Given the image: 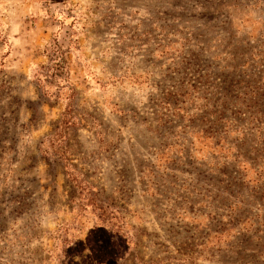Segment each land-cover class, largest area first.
<instances>
[{
	"label": "rangeland",
	"instance_id": "1",
	"mask_svg": "<svg viewBox=\"0 0 264 264\" xmlns=\"http://www.w3.org/2000/svg\"><path fill=\"white\" fill-rule=\"evenodd\" d=\"M8 13L0 264H264V0Z\"/></svg>",
	"mask_w": 264,
	"mask_h": 264
},
{
	"label": "crops",
	"instance_id": "2",
	"mask_svg": "<svg viewBox=\"0 0 264 264\" xmlns=\"http://www.w3.org/2000/svg\"><path fill=\"white\" fill-rule=\"evenodd\" d=\"M19 1V0H18ZM14 0H0V20H3L2 16L5 17V20H7L8 18V11L10 10V6L13 5ZM6 33L5 36H10V33H8V28L5 29ZM24 33L21 31V34L17 35V37H21L24 38ZM13 51V49L11 50V52ZM13 53V52H12Z\"/></svg>",
	"mask_w": 264,
	"mask_h": 264
}]
</instances>
